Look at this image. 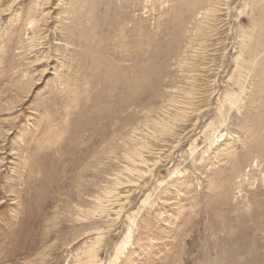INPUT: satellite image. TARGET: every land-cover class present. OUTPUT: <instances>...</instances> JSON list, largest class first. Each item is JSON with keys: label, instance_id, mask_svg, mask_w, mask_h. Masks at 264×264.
<instances>
[{"label": "rangeland", "instance_id": "374dc122", "mask_svg": "<svg viewBox=\"0 0 264 264\" xmlns=\"http://www.w3.org/2000/svg\"><path fill=\"white\" fill-rule=\"evenodd\" d=\"M0 264H264V0H0Z\"/></svg>", "mask_w": 264, "mask_h": 264}, {"label": "bare ground", "instance_id": "6f19581e", "mask_svg": "<svg viewBox=\"0 0 264 264\" xmlns=\"http://www.w3.org/2000/svg\"><path fill=\"white\" fill-rule=\"evenodd\" d=\"M240 234V233H239ZM230 256V255H229Z\"/></svg>", "mask_w": 264, "mask_h": 264}]
</instances>
